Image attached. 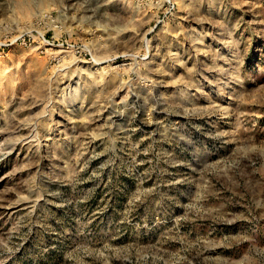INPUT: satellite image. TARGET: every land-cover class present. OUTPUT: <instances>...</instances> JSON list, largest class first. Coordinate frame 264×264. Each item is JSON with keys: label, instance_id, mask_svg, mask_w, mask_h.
I'll use <instances>...</instances> for the list:
<instances>
[{"label": "rangeland", "instance_id": "rangeland-1", "mask_svg": "<svg viewBox=\"0 0 264 264\" xmlns=\"http://www.w3.org/2000/svg\"><path fill=\"white\" fill-rule=\"evenodd\" d=\"M0 264H264V0H0Z\"/></svg>", "mask_w": 264, "mask_h": 264}]
</instances>
